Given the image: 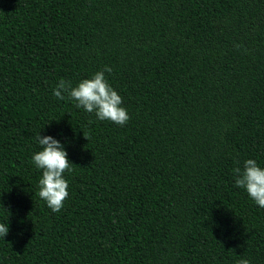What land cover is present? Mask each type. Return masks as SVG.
<instances>
[{"label":"trees","instance_id":"16d2710c","mask_svg":"<svg viewBox=\"0 0 264 264\" xmlns=\"http://www.w3.org/2000/svg\"><path fill=\"white\" fill-rule=\"evenodd\" d=\"M105 66L124 126L53 95ZM39 133L73 164L58 213ZM247 159L264 168V0H0V264H264Z\"/></svg>","mask_w":264,"mask_h":264},{"label":"clouds","instance_id":"9594fccd","mask_svg":"<svg viewBox=\"0 0 264 264\" xmlns=\"http://www.w3.org/2000/svg\"><path fill=\"white\" fill-rule=\"evenodd\" d=\"M105 72L111 73L112 69L105 66L102 71H97L91 78L83 79L76 86L61 79L53 89V95L57 100H64L66 93L68 98L76 102V108L94 113L101 121L108 120L124 126L130 120V116L127 109L121 106L123 98L110 85ZM36 140L42 147V150L32 156L35 167L42 170L37 194L53 213H58L63 209L64 202L69 196V182L64 174L72 170L73 164L69 161L60 141L50 135L42 136L40 133ZM233 174L235 186L243 188L256 205L264 208V168L260 167L256 160L247 159L244 161L243 169L239 166L233 168ZM8 232V224L0 223V238L6 237ZM237 264L251 262L247 258H241Z\"/></svg>","mask_w":264,"mask_h":264}]
</instances>
